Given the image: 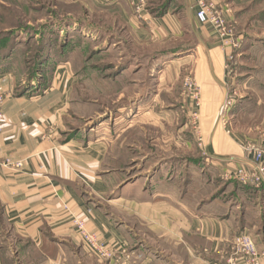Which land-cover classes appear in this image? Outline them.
Returning a JSON list of instances; mask_svg holds the SVG:
<instances>
[{
  "label": "rangeland",
  "instance_id": "374dc122",
  "mask_svg": "<svg viewBox=\"0 0 264 264\" xmlns=\"http://www.w3.org/2000/svg\"><path fill=\"white\" fill-rule=\"evenodd\" d=\"M110 1L0 0V61L11 54L5 65L16 89L27 84L38 54H45L44 60L51 61L40 62V75L30 83L42 86L62 69L60 80L65 74L72 79L62 114L65 131L108 143L104 170L113 192L103 202L104 210L130 235L124 252L111 260L90 255L80 238L85 254L72 264H190L179 243L134 213V191L151 180H166L174 200L186 190L182 203L191 213L210 197L236 200L242 185L233 170L214 169L202 153L201 88L186 62L190 54H162L180 49L182 42L140 41L132 32L128 18L135 9L150 10L164 0H138L131 9ZM209 1L228 8L226 18L238 39L236 48L221 46L234 83V99L224 107V129L230 136L257 138L264 134V0ZM59 54L65 59L56 64ZM240 141L245 152L250 142ZM215 207L226 205L217 201Z\"/></svg>",
  "mask_w": 264,
  "mask_h": 264
},
{
  "label": "crops",
  "instance_id": "0c3cea01",
  "mask_svg": "<svg viewBox=\"0 0 264 264\" xmlns=\"http://www.w3.org/2000/svg\"><path fill=\"white\" fill-rule=\"evenodd\" d=\"M126 1L113 3L123 9L138 6V0ZM165 1L169 5L160 15L151 13L159 10L157 6L135 9L134 17L128 18L132 32L140 41L182 42L180 49L162 54H170L168 58L190 54L186 62L201 88L203 155L218 171L252 169L240 140L264 148V134L230 136L224 129V107L234 99L230 93L234 83L226 71L228 54L216 34L197 22L194 0ZM8 61H0V95L4 96L0 149L3 156L23 160L24 166L19 172L0 169V264L78 263L77 256L85 254V249L73 218L84 221L99 243L113 249L124 247L131 230L116 223L103 205L113 192L112 178L104 170L108 143L104 138H87L86 133L72 135L62 122L71 76L65 74L60 80L62 69L58 68L42 86L32 82L15 89L6 71ZM171 187L166 180H151L148 187L144 184L134 191L131 202L134 213L148 218L181 245L190 264L224 262L232 256L233 241L241 234L253 238L264 264V178L257 188L251 187L255 189L252 195L241 192L234 201L210 197L191 213L182 203L186 190L177 201ZM217 201L226 208L215 207ZM211 208L210 213L207 209Z\"/></svg>",
  "mask_w": 264,
  "mask_h": 264
},
{
  "label": "built area",
  "instance_id": "2783aa9c",
  "mask_svg": "<svg viewBox=\"0 0 264 264\" xmlns=\"http://www.w3.org/2000/svg\"><path fill=\"white\" fill-rule=\"evenodd\" d=\"M194 9L197 22L202 26L210 28L216 34L220 46L224 49L237 47L238 39L235 40L233 38L229 21L226 18L229 13L227 7H217L209 0H194ZM3 102L4 96L0 95V123L3 120L1 110ZM244 151L251 157L253 168H238L234 170L232 174L242 186L257 188L264 178V148L249 143L244 147ZM23 166V160H13L8 156H3L0 149V169L19 172L22 170ZM72 225L77 230L87 252L95 258H99L100 260H111L116 252H124L122 248L115 250L111 248V250L108 246L99 244L96 237L87 230L84 221L73 218ZM260 260L261 255L256 248L253 238L248 234H241L233 241L232 256L227 258L224 262L215 264H261Z\"/></svg>",
  "mask_w": 264,
  "mask_h": 264
},
{
  "label": "trees",
  "instance_id": "16d2710c",
  "mask_svg": "<svg viewBox=\"0 0 264 264\" xmlns=\"http://www.w3.org/2000/svg\"><path fill=\"white\" fill-rule=\"evenodd\" d=\"M167 5H169V1H163L162 3H159V5H158V11L157 12H155V11H152L151 13L153 14V15H160L163 11H164V9L167 7ZM165 53V52H164ZM4 55V57H5V60L7 61L8 60V58L10 57V55L11 54H3ZM2 55V56H3ZM45 54H38V57L40 58V60H39V63H37L36 64V69H35V71L33 72V74L29 77V78H27V84H29L30 83V81H32V80H34L35 78H36V76H37V74L39 73L38 71H39V68L40 67H42L41 65L42 64H44V62H46L47 60L48 61H51V59H49V58H47V59H45L44 60V56ZM47 55V54H46ZM61 54H59V56H58V58L56 57V64L58 63V62H61V61H63L64 59H65V56L63 55V56H60ZM167 55H170V54H165V56H167ZM4 57H2V59H4ZM5 60H3V61H5ZM44 60V61H43ZM43 61V62H42ZM42 64H41V63ZM40 74V73H39ZM239 186V185H238ZM240 189H241V191H242V193H244L245 195H252L253 194V192H254V190L255 189H253V188H251V187H246V186H240ZM215 197H217V196H215Z\"/></svg>",
  "mask_w": 264,
  "mask_h": 264
}]
</instances>
